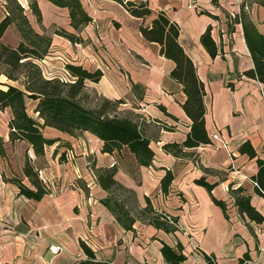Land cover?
<instances>
[{
  "label": "crops",
  "instance_id": "obj_1",
  "mask_svg": "<svg viewBox=\"0 0 264 264\" xmlns=\"http://www.w3.org/2000/svg\"><path fill=\"white\" fill-rule=\"evenodd\" d=\"M19 1L34 31L50 37L46 55L37 61L44 75L48 71L42 63L48 62V54L65 63L98 68L102 76L97 82L87 80L85 88L107 98H124L120 110L133 109L136 104L133 110L148 121L158 119L173 128L164 130L153 123L157 138L150 142L154 155L149 166L139 165L127 149L102 152L101 141L88 131L72 136L48 126L42 127V133L54 142L45 146L44 154L35 156L25 141L9 140L10 112L0 110L8 114L0 130L6 151L0 156V264H71L82 252L80 240L98 259L113 264H165L161 241L182 245L183 264H207L203 253H212L214 264H264V198L254 191L251 181L257 171L256 159L238 150L248 140L264 159V92L260 82L245 74L252 60L242 25L233 20L242 8L263 31L253 10L264 7L255 1L254 7L249 6V0H199L195 7L190 0H132L145 1L151 9L142 19L130 15L116 0H80L92 20L79 32L83 41L72 43L53 32L61 27L76 33L67 8L36 0L41 13L37 21L27 7L28 0ZM4 4L0 0V20L6 13ZM158 10L177 23L178 42L204 84L209 142L187 149L192 152L188 157H175L161 148L166 142L183 141L190 119L181 106L186 97L182 86L170 77L173 61L159 55V45L144 39L139 31L140 24H149ZM207 27L217 47L214 56L200 42ZM1 39L17 45L21 35L14 23L6 27ZM60 73L71 79L63 67ZM213 133L225 146L211 138ZM26 153L49 189L40 200L19 194L15 183L2 178V174L15 176L29 184L22 173ZM91 162L101 167L115 165L114 178L130 190L136 203L144 206L148 197L157 211L177 217V230L166 233L142 220L125 229L101 202L106 192L97 184ZM166 170L173 179L163 193L160 179ZM200 176L215 183L211 192L194 182ZM239 185L262 221L238 214L229 187ZM211 195L224 201L227 216ZM50 246L60 250L52 253Z\"/></svg>",
  "mask_w": 264,
  "mask_h": 264
},
{
  "label": "trees",
  "instance_id": "obj_2",
  "mask_svg": "<svg viewBox=\"0 0 264 264\" xmlns=\"http://www.w3.org/2000/svg\"><path fill=\"white\" fill-rule=\"evenodd\" d=\"M48 1L58 7L68 9L69 24L76 31V33L69 32L58 27L53 32L72 43L82 42L83 39L79 32L92 19L82 7L80 0ZM116 1L130 15L137 18L143 19L152 12L145 1ZM255 2L264 7V0H255ZM4 7L6 13L0 20V77L5 80L0 81V110L8 109L10 112L7 120L9 140L11 142L25 141L34 155L40 156L44 154L45 146L54 142L53 139L43 135V126L72 136L88 131L101 141L102 152L112 153L127 149L134 154L139 165L149 166L154 155L150 142L157 138L156 132L150 133L149 131L150 123L157 122L156 125L164 130H172L173 126L158 119L148 121L144 115L133 110L138 108L136 104H132L133 109L120 110V105L125 103L124 98H107L100 95L93 105L82 104L81 99L86 92L85 82L87 80L97 82L102 76L101 70L98 68L90 70L81 64L66 62L64 69L71 79L45 76L37 61L46 55L50 37L34 31L24 12L25 7L18 0H5ZM27 7L36 20L40 21L41 13L36 0H28ZM233 20L242 25L244 42L252 60L253 66L246 70L245 74L260 82L264 92V31L256 27L242 8ZM12 23L21 35V40L16 46H11L1 39L6 27ZM139 31L144 39L159 45V55L173 61L174 66L170 71V77L181 84L186 96L181 106L190 119L189 130L183 141L166 142L161 148L165 153L175 157L191 156L192 152L187 149L209 142L204 126V84L198 77L192 60L178 42L177 23L168 18L163 10H158L149 24L141 23ZM200 42L210 56L217 54V47L210 36L209 27L201 34ZM28 98L35 101L33 111L42 120L41 124L27 113L26 99ZM160 107L163 108L162 105ZM166 114L177 121L175 116L167 112ZM238 150L246 153L250 158L255 157L257 171L251 176V181L255 182L254 191L264 198V159L257 156L248 140L242 142ZM5 154L4 141L0 136V156L4 157ZM90 168L97 184L106 192L105 196L100 199L101 202L125 229H130L135 220H142L166 233H174L177 230V217L157 211L148 197H145L144 206L136 203L130 190L114 178L115 165L101 167L91 162ZM22 173L29 184L15 176L6 177L2 174V178L15 183L18 193L27 198L40 200L49 192L27 153L24 156ZM172 179L171 171L166 170L160 179V189L163 193L168 192ZM194 182L202 185L209 192L215 186V183L207 181L204 176L194 179ZM229 194L240 216L245 215L255 222L262 221L263 216L250 203V196L245 193L244 187L239 185L232 188L230 186ZM211 198L227 216L224 201L213 195ZM79 245L84 258L71 264H113L98 259L95 252L84 241L80 240ZM160 253L165 264H183L185 260L182 245L179 242L170 246L161 241ZM203 256L207 264H214L215 257L212 253H203ZM144 264L155 263L145 262Z\"/></svg>",
  "mask_w": 264,
  "mask_h": 264
},
{
  "label": "rangeland",
  "instance_id": "obj_3",
  "mask_svg": "<svg viewBox=\"0 0 264 264\" xmlns=\"http://www.w3.org/2000/svg\"><path fill=\"white\" fill-rule=\"evenodd\" d=\"M253 1H255V0H249V3H248L249 6L254 7V5L252 4ZM253 11H254L253 17L255 18V20L260 25V28L264 31V10L262 8H258L257 6H255V10H253ZM250 15L251 14H249V16ZM46 59L48 60V62L42 63L43 68L48 71V73H45V76H47V77H59L61 79H66V78L62 77V76H64V74H63L64 72L60 73L61 67H63V69H64V63L65 62L62 61L61 59L57 58L56 55H54V54H48ZM62 59H65V58L62 57ZM4 80H5V78L0 77V81H4ZM85 91L86 92H85L84 97H82V99H81V103L86 105V106L93 105L100 95L97 94L96 92H94L90 88H86ZM33 101L34 100H31L29 98L26 99V111L31 117H33L38 122L37 117H36L37 113L35 112L36 113L35 114L32 112L33 103H34ZM124 109H130V108H124ZM7 116H8V114H6L4 111H0V130L2 129V125H3V123H5ZM149 131H150V133H154L156 131V127L153 123H150ZM52 253H56V252H52ZM81 258H84L83 252H81L76 257V259L74 261H77L78 259H81Z\"/></svg>",
  "mask_w": 264,
  "mask_h": 264
},
{
  "label": "built area",
  "instance_id": "obj_4",
  "mask_svg": "<svg viewBox=\"0 0 264 264\" xmlns=\"http://www.w3.org/2000/svg\"><path fill=\"white\" fill-rule=\"evenodd\" d=\"M19 1V0H18ZM199 0H190V5L191 6H196L197 3H198ZM234 1H237V0H234ZM20 2V1H19ZM23 5V4H22ZM211 138L214 139V140H217L219 142L220 145L222 146H225L224 144V141L219 137V135L217 133H213L211 135ZM253 185H255V182H252ZM49 249L52 251V252H57L58 250H60V247L59 246H50Z\"/></svg>",
  "mask_w": 264,
  "mask_h": 264
}]
</instances>
